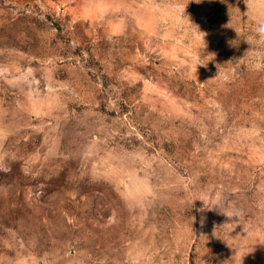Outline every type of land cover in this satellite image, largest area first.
Wrapping results in <instances>:
<instances>
[{
    "label": "rangeland",
    "instance_id": "obj_1",
    "mask_svg": "<svg viewBox=\"0 0 264 264\" xmlns=\"http://www.w3.org/2000/svg\"><path fill=\"white\" fill-rule=\"evenodd\" d=\"M260 17L0 0V264H264Z\"/></svg>",
    "mask_w": 264,
    "mask_h": 264
},
{
    "label": "clouds",
    "instance_id": "obj_2",
    "mask_svg": "<svg viewBox=\"0 0 264 264\" xmlns=\"http://www.w3.org/2000/svg\"><path fill=\"white\" fill-rule=\"evenodd\" d=\"M196 3H200L201 0H195ZM221 2H225V0H221ZM254 33H255V39L257 42L261 45H264V17H260L256 20L254 24ZM206 66V64H203ZM194 202V201H193ZM207 208V207H206ZM210 209V208H208ZM212 209V208H211ZM228 217L236 216L240 219L239 213L236 214H228L225 213Z\"/></svg>",
    "mask_w": 264,
    "mask_h": 264
}]
</instances>
